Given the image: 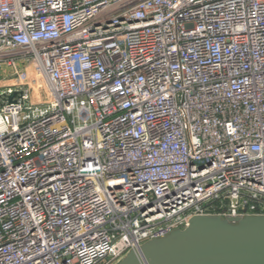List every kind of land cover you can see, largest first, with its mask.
Returning a JSON list of instances; mask_svg holds the SVG:
<instances>
[{
  "label": "built area",
  "instance_id": "1",
  "mask_svg": "<svg viewBox=\"0 0 264 264\" xmlns=\"http://www.w3.org/2000/svg\"><path fill=\"white\" fill-rule=\"evenodd\" d=\"M0 69V264L264 215V0H0Z\"/></svg>",
  "mask_w": 264,
  "mask_h": 264
},
{
  "label": "water",
  "instance_id": "2",
  "mask_svg": "<svg viewBox=\"0 0 264 264\" xmlns=\"http://www.w3.org/2000/svg\"><path fill=\"white\" fill-rule=\"evenodd\" d=\"M117 264H264V215L195 216L185 229L143 243Z\"/></svg>",
  "mask_w": 264,
  "mask_h": 264
},
{
  "label": "rangeland",
  "instance_id": "3",
  "mask_svg": "<svg viewBox=\"0 0 264 264\" xmlns=\"http://www.w3.org/2000/svg\"><path fill=\"white\" fill-rule=\"evenodd\" d=\"M4 75V71L0 69V78Z\"/></svg>",
  "mask_w": 264,
  "mask_h": 264
}]
</instances>
